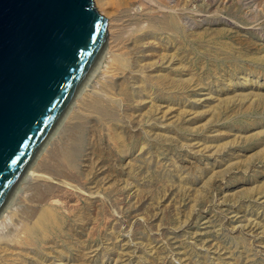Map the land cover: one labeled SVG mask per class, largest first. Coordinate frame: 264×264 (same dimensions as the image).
Listing matches in <instances>:
<instances>
[{
	"label": "rangeland",
	"instance_id": "374dc122",
	"mask_svg": "<svg viewBox=\"0 0 264 264\" xmlns=\"http://www.w3.org/2000/svg\"><path fill=\"white\" fill-rule=\"evenodd\" d=\"M113 1L120 58L108 25L0 264H264V0Z\"/></svg>",
	"mask_w": 264,
	"mask_h": 264
},
{
	"label": "water",
	"instance_id": "95a60500",
	"mask_svg": "<svg viewBox=\"0 0 264 264\" xmlns=\"http://www.w3.org/2000/svg\"><path fill=\"white\" fill-rule=\"evenodd\" d=\"M94 0H0V214L106 45Z\"/></svg>",
	"mask_w": 264,
	"mask_h": 264
},
{
	"label": "bare ground",
	"instance_id": "6f19581e",
	"mask_svg": "<svg viewBox=\"0 0 264 264\" xmlns=\"http://www.w3.org/2000/svg\"><path fill=\"white\" fill-rule=\"evenodd\" d=\"M95 1V0H94ZM97 1V5L99 7V11H101L102 14H104L105 16H107L109 18V22H108V25H109V32H110V51L108 52L110 54V56L114 57V58H120L119 55L121 54H117L116 53V49H115V46H116V35H115V32L117 29V25H116V18H117V15L119 14V6L120 4H116L113 0H96ZM122 1L123 4H125L126 6L125 7H128L129 4H131V0H120ZM119 2V1H118ZM121 3V2H120ZM118 52V51H117ZM120 53V52H119ZM113 58V59H114ZM115 61V60H114ZM118 61V60H117ZM51 166V165H50ZM47 169V168H46ZM49 177V176H48ZM45 174H42V173H38L37 174V180L39 182H47V181H50L49 178H48ZM53 180V179H52ZM51 182V181H50ZM64 184V183H63ZM46 211V210H45ZM42 213V212H41ZM42 215V214H41ZM49 215V214H48ZM47 215V216H48ZM46 216V217H47ZM45 217V216H43ZM40 220H43V219H40ZM46 221V220H45ZM40 222V221H39ZM43 222V221H41ZM30 231V230H29Z\"/></svg>",
	"mask_w": 264,
	"mask_h": 264
}]
</instances>
